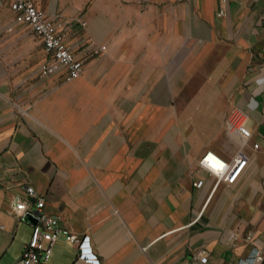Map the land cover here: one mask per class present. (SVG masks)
<instances>
[{"label":"crops","instance_id":"0c3cea01","mask_svg":"<svg viewBox=\"0 0 264 264\" xmlns=\"http://www.w3.org/2000/svg\"><path fill=\"white\" fill-rule=\"evenodd\" d=\"M12 1L0 0V264L32 233L34 219L11 212L16 195L31 208L43 197L100 264H257L264 0H34L86 59L75 79L41 75L43 41ZM234 106L247 112L246 146L227 128ZM241 149L233 184L200 163ZM79 257L59 238L43 264Z\"/></svg>","mask_w":264,"mask_h":264},{"label":"built area","instance_id":"2783aa9c","mask_svg":"<svg viewBox=\"0 0 264 264\" xmlns=\"http://www.w3.org/2000/svg\"><path fill=\"white\" fill-rule=\"evenodd\" d=\"M11 6L29 25L33 33L43 41L46 58L40 67L41 75L49 76L65 70L67 79L81 76L86 59L79 58L69 48L57 21L38 8L34 0H13ZM90 56H94V53ZM226 124L230 132L240 137L242 146L250 142L252 131L247 125V112L243 108L234 106L229 111ZM254 146L258 147L259 143H255ZM242 158L241 164L235 170L237 162ZM247 161L248 156L242 149L231 161L213 151H206L200 158L202 166L213 172L219 181L227 184L237 181L240 176L239 172ZM201 183L202 181L198 182V184ZM28 193L36 196L32 187H28ZM21 205H23L22 208ZM11 212L22 218L29 216L34 219L31 237L24 244L20 258L13 264H43L51 258L53 245L59 238H65L78 246L80 257L74 264H100L96 255L91 252L89 237L82 236L68 227L64 223L63 215L47 212L43 197L37 199L36 208H31L20 196L16 195L11 204ZM207 259L206 255L202 256L203 261ZM251 261L264 264V250L254 251Z\"/></svg>","mask_w":264,"mask_h":264},{"label":"bare ground","instance_id":"6f19581e","mask_svg":"<svg viewBox=\"0 0 264 264\" xmlns=\"http://www.w3.org/2000/svg\"><path fill=\"white\" fill-rule=\"evenodd\" d=\"M245 165H246V164H245ZM245 165H244V166H245ZM244 166H243V167H244ZM242 169H243V168H242ZM242 169H241V171H242ZM241 171L239 172V174L241 173ZM239 174H238V175H239Z\"/></svg>","mask_w":264,"mask_h":264},{"label":"rangeland","instance_id":"374dc122","mask_svg":"<svg viewBox=\"0 0 264 264\" xmlns=\"http://www.w3.org/2000/svg\"><path fill=\"white\" fill-rule=\"evenodd\" d=\"M18 17H20V18H21L20 14L18 15Z\"/></svg>","mask_w":264,"mask_h":264},{"label":"clouds","instance_id":"9594fccd","mask_svg":"<svg viewBox=\"0 0 264 264\" xmlns=\"http://www.w3.org/2000/svg\"><path fill=\"white\" fill-rule=\"evenodd\" d=\"M21 208L23 207V205L20 206Z\"/></svg>","mask_w":264,"mask_h":264},{"label":"snow or ice","instance_id":"6c2138e0","mask_svg":"<svg viewBox=\"0 0 264 264\" xmlns=\"http://www.w3.org/2000/svg\"><path fill=\"white\" fill-rule=\"evenodd\" d=\"M221 167H223V165H221Z\"/></svg>","mask_w":264,"mask_h":264}]
</instances>
